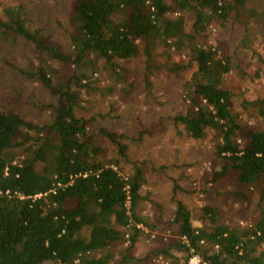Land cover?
<instances>
[{
	"label": "trees",
	"instance_id": "1",
	"mask_svg": "<svg viewBox=\"0 0 264 264\" xmlns=\"http://www.w3.org/2000/svg\"><path fill=\"white\" fill-rule=\"evenodd\" d=\"M69 6L72 30L64 50L31 24L20 1L0 3V34L32 45L33 58L16 69L54 98L41 124L0 108V264H120L148 235L146 228H162L168 240L138 259L161 254L169 264H183L195 255L196 264H264V97H241V109L233 108L223 75L237 63L208 42L211 26L235 24L237 45L253 50L254 36H264V0H69ZM183 49L184 62L156 63L167 53L178 58ZM137 54L146 90L155 69L190 71L180 83L184 106L173 124L194 139L213 135L218 162L211 180L228 177L240 185L214 192L243 205L256 193V220L225 221L211 201L192 214L179 198L158 220L140 211V166L123 174L116 155L103 158L87 119L76 113L77 88L88 85L99 62L122 81L126 71L117 60ZM243 113H256L262 125H247ZM99 131L123 156L115 133ZM172 186L173 193L175 180Z\"/></svg>",
	"mask_w": 264,
	"mask_h": 264
},
{
	"label": "rangeland",
	"instance_id": "2",
	"mask_svg": "<svg viewBox=\"0 0 264 264\" xmlns=\"http://www.w3.org/2000/svg\"><path fill=\"white\" fill-rule=\"evenodd\" d=\"M19 1L31 24L40 27L62 49H69L68 36L72 30L69 0H0V3ZM240 34V28L232 24L211 26L208 36V42L218 46L219 54H227L233 63H237V67L223 75V84L232 92L231 106L235 109H241V97H264V36L259 33L254 36L251 50L240 49L237 45ZM181 54L178 58L172 53L163 54L156 63L171 64L175 59L184 62L187 51L183 49ZM32 58V45L28 41L0 34V108L10 107L41 124L51 115L53 95L16 69ZM117 62L125 68L123 80L116 81L113 72L99 62L98 69L88 78V85L77 88L76 113L87 119V132L94 135L103 147V158L116 155L119 171L123 174L129 172L133 164L140 166L144 175L140 185V193L144 194L139 202L140 211L155 221L159 212L169 211L173 198H179L192 214L203 202L211 201L217 205L225 221L244 224L256 220L260 216L256 193H250L243 205L238 199L226 202L214 192V188L240 185L228 177L219 178L218 184L211 180L218 162L211 152L213 135L209 133L205 138L194 139L179 125L173 124V114L184 106L180 83L190 71L155 69L150 75L149 90H146L142 80L141 54ZM61 67L69 70L65 65ZM255 115L252 113L247 118L243 113L241 117L247 125H262L261 117ZM100 128L115 133L117 140L124 145L123 156L118 154L115 143L99 131ZM173 180L176 187L172 193ZM262 203L264 210V198ZM191 222L199 225L194 217ZM161 229L146 228L148 235L144 233L133 244L128 253L129 260L120 264H169V257L161 254L136 258L168 240ZM261 247L264 249V244Z\"/></svg>",
	"mask_w": 264,
	"mask_h": 264
},
{
	"label": "built area",
	"instance_id": "3",
	"mask_svg": "<svg viewBox=\"0 0 264 264\" xmlns=\"http://www.w3.org/2000/svg\"><path fill=\"white\" fill-rule=\"evenodd\" d=\"M198 262V258L195 255L189 257L186 263L183 264H196Z\"/></svg>",
	"mask_w": 264,
	"mask_h": 264
}]
</instances>
